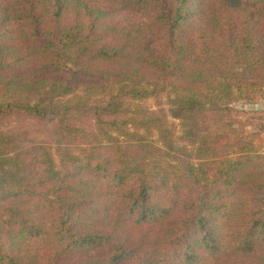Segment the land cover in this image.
I'll return each instance as SVG.
<instances>
[{
	"label": "trees",
	"instance_id": "trees-1",
	"mask_svg": "<svg viewBox=\"0 0 264 264\" xmlns=\"http://www.w3.org/2000/svg\"><path fill=\"white\" fill-rule=\"evenodd\" d=\"M261 97L264 0H0V264H264Z\"/></svg>",
	"mask_w": 264,
	"mask_h": 264
},
{
	"label": "rangeland",
	"instance_id": "rangeland-1",
	"mask_svg": "<svg viewBox=\"0 0 264 264\" xmlns=\"http://www.w3.org/2000/svg\"><path fill=\"white\" fill-rule=\"evenodd\" d=\"M144 103L149 108H163L177 134L180 132V121L172 116L170 97L166 93L159 96H150L145 99ZM234 105L242 109V117L250 122L246 126V130L250 133L258 131L259 123H264V97L259 98L256 102L240 100Z\"/></svg>",
	"mask_w": 264,
	"mask_h": 264
}]
</instances>
